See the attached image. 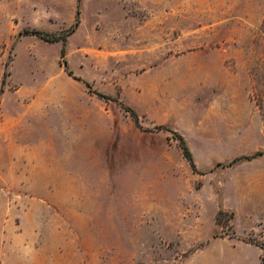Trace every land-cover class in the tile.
<instances>
[{
	"label": "rangeland",
	"instance_id": "rangeland-1",
	"mask_svg": "<svg viewBox=\"0 0 264 264\" xmlns=\"http://www.w3.org/2000/svg\"><path fill=\"white\" fill-rule=\"evenodd\" d=\"M258 151L264 0H0V264H262Z\"/></svg>",
	"mask_w": 264,
	"mask_h": 264
},
{
	"label": "trees",
	"instance_id": "trees-1",
	"mask_svg": "<svg viewBox=\"0 0 264 264\" xmlns=\"http://www.w3.org/2000/svg\"><path fill=\"white\" fill-rule=\"evenodd\" d=\"M32 34H33V35H37V34H39V33H38L37 31H35V32H32ZM61 55H62V57H63V50H62V52H61ZM97 96L100 97V98H103V99H108L107 97H105V96H103V95H101V94H98V93H97ZM125 110H126L127 112L130 113V115H131V117L133 118L134 122H135L136 124H138V120H137V117H136L135 113H134L133 111H131L129 108H125ZM180 147H181L182 154H183L184 158L187 160V162H189V164H190V166L192 167L193 171H195L196 169H195V167H194V165H193V162H192V156H191V153L189 152V150H188V148L186 147V145H185V143H184V141H183L182 138H180ZM263 155H264V152H262V151H258V152H256L253 156H249V157H247V158H250V159H251V158H255V157H257V156H263ZM258 246L262 249V251H263V255H264V244H260V245H258ZM260 261H261L262 264H264V256L260 258Z\"/></svg>",
	"mask_w": 264,
	"mask_h": 264
},
{
	"label": "crops",
	"instance_id": "crops-1",
	"mask_svg": "<svg viewBox=\"0 0 264 264\" xmlns=\"http://www.w3.org/2000/svg\"><path fill=\"white\" fill-rule=\"evenodd\" d=\"M17 150H18V156H21L22 155V149H21V146L19 144L17 145Z\"/></svg>",
	"mask_w": 264,
	"mask_h": 264
}]
</instances>
